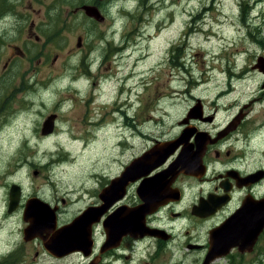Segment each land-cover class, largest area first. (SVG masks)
I'll return each instance as SVG.
<instances>
[{"label": "rangeland", "instance_id": "374dc122", "mask_svg": "<svg viewBox=\"0 0 264 264\" xmlns=\"http://www.w3.org/2000/svg\"><path fill=\"white\" fill-rule=\"evenodd\" d=\"M109 3L90 48L78 49L79 31L55 30L57 67L24 69L26 80L41 83L29 84L28 94L13 96L6 108L0 92V264H57L36 242L24 243L23 210L8 213L13 185L22 188L23 204L39 197L60 206V222L69 223L153 139L175 137L200 99L214 117L201 125L209 131L226 127L242 109L251 112L240 129L251 146L240 134L227 148L245 154L247 166L264 167V100H255L264 77L253 69L264 57V0ZM55 114L54 134L43 136ZM145 255L142 244L125 253L134 264ZM156 264L195 263L175 247L163 249Z\"/></svg>", "mask_w": 264, "mask_h": 264}, {"label": "flooded vegetation", "instance_id": "af4514ba", "mask_svg": "<svg viewBox=\"0 0 264 264\" xmlns=\"http://www.w3.org/2000/svg\"><path fill=\"white\" fill-rule=\"evenodd\" d=\"M111 1L0 0V65L3 64L0 67L2 72L0 88H3L0 92L3 96L2 101L6 100L3 108L7 107L9 99L13 96L25 97L28 94L29 84L31 87L40 85L41 81L37 79L26 80L23 75L24 69L40 72L42 68L57 67L59 52L62 48L53 34L55 30L79 31L81 35L78 38V49L90 48L91 44L88 40L93 37L96 41L93 31L98 27L101 28L104 21L100 22L88 16L85 8L96 7L105 20V12ZM62 20H64L63 24L58 25V21ZM54 53H56L55 57L51 61L50 58ZM104 66L105 62L99 65V67ZM13 70H17L18 73L14 79H10L8 72ZM257 71L264 77L263 72ZM261 92L263 93L261 98L255 100H264V84ZM198 102L202 107L201 114L192 116L187 124L180 125V122L178 126L181 131L175 137L153 139L150 148L139 156L141 157L157 145L171 143L180 138L182 140L185 138L186 144L194 146L195 149L202 138L208 143L204 155V176L197 178L180 173L175 180L172 176L163 177L154 186L149 187L148 194L152 198L159 199L156 210L145 218V226L149 234L144 237L132 235L123 237L117 248L103 253L107 240L103 223L110 215L107 214L101 222L92 225L91 243L84 250H75L64 257L52 256L46 251L40 239L29 242L23 239L24 243L36 242L57 264H134L135 261L126 257L125 253H134L135 248L140 244L144 247L146 255L136 261L138 264H156V259L160 258L163 249L166 248L169 251L175 247L185 249L186 257L191 256L195 264H206L207 260L209 264H264V167H251L252 162H249L250 167L247 166L245 154L243 156L242 153L235 154L227 148L240 134L245 136V142L251 146L253 138L240 131L243 124L248 121L251 112L249 110L244 112L243 109L239 112V114L242 112L245 117L236 131H225L230 123L226 127L209 131L201 125L205 127V122L212 123L214 117L206 116L201 99ZM252 104L253 102L249 105ZM195 107L189 110L183 122ZM213 140L216 142L210 144ZM183 147L184 144L147 177L130 184L125 197L110 213L118 208L132 210L141 206L144 202L138 189L142 181L164 174L181 154ZM243 150L247 152L245 148ZM137 158H134L132 162ZM185 180L188 182L184 183ZM189 180L196 186L192 187ZM99 195L98 201L91 203L87 208L101 205ZM188 198H191V201ZM27 201L23 204L22 192L19 209L8 213L14 214L23 210L24 221ZM48 204L52 208H58V228L68 224L60 222L59 215L62 208L55 204ZM9 205L10 193L8 194V210ZM197 207L200 208L196 209ZM27 226L26 223L24 230ZM48 236L52 237V234ZM39 255L40 253L37 252L35 260Z\"/></svg>", "mask_w": 264, "mask_h": 264}, {"label": "water", "instance_id": "95a60500", "mask_svg": "<svg viewBox=\"0 0 264 264\" xmlns=\"http://www.w3.org/2000/svg\"><path fill=\"white\" fill-rule=\"evenodd\" d=\"M85 10L88 16L100 22L104 21V16L96 7H86ZM255 69L264 73V57L258 60ZM197 111L202 112V107L196 106L191 110L188 118L184 122L182 121L180 125L187 124L188 120L194 116L193 112ZM244 117L241 112L230 122L225 131H236ZM56 118V114L51 115L44 122L41 130L43 136L54 134ZM202 139L201 142L198 141L196 149L190 144L187 145L185 138L184 140L180 138L171 143L157 145L141 157L135 159L125 168L121 175L110 181V184L99 195L101 205L87 208L77 218L61 228H58V208H52L48 203L39 198L29 199L24 210V222L28 224L24 230V241L29 242L40 239L48 253L54 257H64L75 250H84L91 243L92 225L101 222V219L107 214L110 215L103 223L107 235V240L102 250L103 253L117 248L123 237L128 235L144 237L150 233L145 226V218L148 214H152L159 205V199L152 198L148 194L149 187L154 186L163 177L172 176L173 180H175L176 176L180 173L197 178L204 176V155L208 143ZM214 142L216 140L210 141V144ZM182 144H184V147L181 154L164 174H159L156 177L147 178L142 181L138 189V193L144 202L141 206L132 210L118 208L113 213H110L116 204L125 197L127 187L130 184L147 177L152 171L162 166L175 154L177 148ZM21 195V187L14 185L10 191L9 213H13L19 209ZM153 206L154 209H152ZM198 208L200 207L196 209ZM49 234H52V237H49ZM208 262L207 260L206 264H209Z\"/></svg>", "mask_w": 264, "mask_h": 264}, {"label": "bare ground", "instance_id": "6f19581e", "mask_svg": "<svg viewBox=\"0 0 264 264\" xmlns=\"http://www.w3.org/2000/svg\"><path fill=\"white\" fill-rule=\"evenodd\" d=\"M74 165V164H73Z\"/></svg>", "mask_w": 264, "mask_h": 264}]
</instances>
